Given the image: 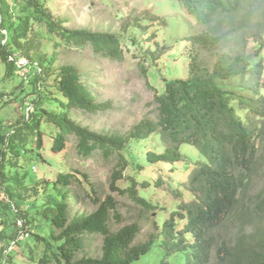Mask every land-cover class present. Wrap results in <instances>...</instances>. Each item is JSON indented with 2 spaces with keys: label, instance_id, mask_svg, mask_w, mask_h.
<instances>
[{
  "label": "trees",
  "instance_id": "16d2710c",
  "mask_svg": "<svg viewBox=\"0 0 264 264\" xmlns=\"http://www.w3.org/2000/svg\"><path fill=\"white\" fill-rule=\"evenodd\" d=\"M11 1L15 12L10 10L8 3L5 5V0L0 5V62L13 78L29 66L35 73L28 74L33 84V111L24 114L12 130L0 132V215L13 213L24 237H31L29 228L34 219L30 218V209L43 220L49 229L48 235L33 234L35 241L46 246L45 257H40L42 264H49L52 260L56 264H136L157 246L165 249L159 264H171L169 259L175 253H184V264H211L216 247L213 231L236 210L241 188L250 179L257 157L256 136L263 132L260 122L264 120V93L261 92L264 84L260 79L264 70L261 54L264 36L260 33L253 35L257 47L252 53L247 52V39L240 52L219 53L212 69L201 65L198 53L191 52L188 78L163 77L164 91L155 93L156 119L144 118L125 134L103 133L84 126L71 115L73 109L96 114L106 105L98 101L83 80L84 74L75 65H56L57 53L62 45L83 47L91 44L95 53L122 60L124 50L120 35L68 28L43 0ZM179 1L203 25H210L218 16H234L246 2ZM150 19L152 24L166 22L156 14ZM37 23L45 25L50 33L53 40H48V48L53 49L52 53L42 50L41 35L35 28ZM134 26L141 28L139 21H135ZM3 28L6 34L1 32ZM147 29L144 31L147 37L141 42L147 45L149 56L157 61L156 49L151 47L156 34L147 32ZM188 39L193 45L214 49L221 44L223 35L217 30H204L188 36ZM133 42L137 44L138 39ZM0 98L8 103L11 96ZM45 100L53 101L57 109L44 108ZM48 129L56 132L52 134L51 149L54 152L65 149L67 135L73 134L80 156H89L96 149L106 158L115 156L117 163L111 175L112 190L136 201L145 214L166 206L139 192L138 185L146 188L147 180L138 182L135 176L128 174L127 169L135 162L137 171L151 174L141 160L126 157L124 151L128 143L145 140L154 133L161 134L166 147L162 152L150 150L146 153L145 161L149 167L158 164L172 166L185 160L181 152L183 144L193 145L206 162L188 164L190 175L185 185L189 195L191 193L190 198L187 195L189 200H184L185 190L172 191L176 206L168 209V217L161 225L156 224L155 232L150 233L145 241L136 242L141 224L134 222L113 230L111 221L121 219L117 200L111 195L104 200L97 198L93 185L86 196L99 204L98 209L92 213L71 214V201H79L74 187L83 186V181L75 173L59 172L54 181L43 184L41 197V185L32 188L36 196L34 200L25 196L31 178L26 180L32 173L29 164L40 162L38 149L43 146V135ZM84 176V180L89 179ZM125 179L128 185L120 187L118 181ZM18 220L22 221L21 226L17 224ZM1 233L0 242H3L5 236ZM91 236L103 237L102 255L79 257V253L85 250V240ZM12 239L16 244L18 234ZM50 250L52 256L48 254ZM10 252L1 250V261L11 258ZM216 255L218 262L223 264H264L261 252L243 247L220 246Z\"/></svg>",
  "mask_w": 264,
  "mask_h": 264
},
{
  "label": "rangeland",
  "instance_id": "374dc122",
  "mask_svg": "<svg viewBox=\"0 0 264 264\" xmlns=\"http://www.w3.org/2000/svg\"><path fill=\"white\" fill-rule=\"evenodd\" d=\"M43 1L54 16L63 21L68 28H87L92 31L117 33L122 39L124 50L122 60L95 53L91 44L83 47L62 45L57 53L56 65H75L84 74L83 80L93 90L98 101L106 105V108L96 114L73 109L71 115L84 126L103 133L125 134L144 118L156 119L158 111L155 93L164 91L163 77L188 78L191 52L198 53L201 65L212 69L219 53L240 52L244 48L245 39H247V52L252 53L257 47L253 35L260 33L264 36V0H246L237 14L232 17L218 16L210 25L199 23L179 0ZM7 3L10 5V10L17 11L11 0H5V5ZM153 14L164 18L166 22L152 24L150 16ZM135 21H139L141 28L134 26ZM6 26H9V22ZM35 28L41 35L42 50L52 53L53 49L48 48V40L53 39L47 27L37 23ZM146 28H148L147 32L156 34L151 41V47L156 49L157 61L149 56L150 52L146 51L147 45L141 42L147 37L144 33ZM204 30H217V33L223 35L221 44L214 49H204L193 45L188 36L196 35ZM1 32L6 34V29L3 28ZM134 38L138 39L137 44L133 42ZM261 54L264 59V49ZM32 71L29 66L13 78L0 62V97L11 96L8 103H4L0 98V132L12 130V126L21 120L24 114L33 111L31 103L33 84L28 76ZM260 82L264 84V70ZM261 92L264 93V85ZM43 107L49 110L57 109L55 103L50 100H45ZM260 124L263 132L260 136H256L258 153L251 177L241 188L240 202L234 213L213 231L216 247L211 264H223L218 262L216 255L220 246L235 249L248 248L264 255V120ZM55 133L49 129L44 133L43 146L38 149L41 156L38 160L40 162L29 164L32 173L26 180L29 181L31 178L30 188L24 193L25 196L30 201L34 200L36 196L32 188L41 185L42 192L39 194L41 197L43 184L54 181L59 172L75 173L83 181V186L75 185L74 187L79 201H71V214L92 213L98 209L99 204L86 196L87 192H91L93 185L97 198L104 200L111 195L117 200L121 219L111 221L113 230L134 222L141 224L142 230L136 242L145 241L150 233L156 231V224L161 225L163 219L168 217V209L176 206L172 191L185 190L184 200H189L191 193L189 195L190 191H187V185H185L190 175L188 164L206 162L205 157L193 145L183 144L181 152L187 162L182 160L172 166L158 164L155 167H149L145 161L146 153L150 150L162 152L166 147L161 134L154 133L145 140L128 143L124 151L126 157L130 160H141L143 166L151 172L150 175H145L141 170L137 171L135 162L131 165L132 168L127 169L128 174L135 176L138 182L147 180L146 188L142 189L141 184L138 185L139 192L151 201L166 206L165 209L145 214L136 201L112 190L111 175L117 163L115 156L106 158L98 149L89 156H80L76 148L77 140L73 134L67 135L65 149L54 152L51 146L54 139L52 134ZM84 174L87 175L88 180H84L86 178ZM118 185L126 187L128 183L125 179L118 181ZM15 218L13 213L0 215V232L5 236V240L0 242V264H42L40 257H45L46 246L42 242L35 241L33 234L48 235L47 225L30 209V218L34 219L32 224L30 222L31 237H24L22 228L17 227L15 223ZM16 233L18 240L15 244L12 238ZM102 245V236L87 238L85 250L79 253V257L84 254L100 257ZM1 250L6 253L11 251V258L1 261ZM164 252V248L157 246L136 264H159ZM48 254L52 256L51 250ZM169 260L171 264H184V253H175ZM49 264L56 263L52 260Z\"/></svg>",
  "mask_w": 264,
  "mask_h": 264
},
{
  "label": "built area",
  "instance_id": "2783aa9c",
  "mask_svg": "<svg viewBox=\"0 0 264 264\" xmlns=\"http://www.w3.org/2000/svg\"><path fill=\"white\" fill-rule=\"evenodd\" d=\"M18 223H19V225H22V221L21 220H18Z\"/></svg>",
  "mask_w": 264,
  "mask_h": 264
}]
</instances>
